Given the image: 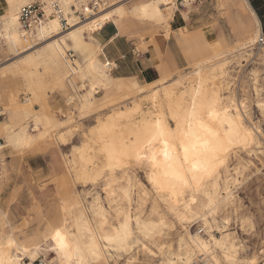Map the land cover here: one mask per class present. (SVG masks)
<instances>
[{
    "label": "snow or ice",
    "instance_id": "snow-or-ice-1",
    "mask_svg": "<svg viewBox=\"0 0 264 264\" xmlns=\"http://www.w3.org/2000/svg\"><path fill=\"white\" fill-rule=\"evenodd\" d=\"M180 2L186 9L185 19L190 20L189 13L199 8V0ZM21 6L14 3V0H8V8L11 11L4 17V23L9 32V47L13 43L20 44L12 33L19 31L20 17L16 9ZM43 7L48 9L50 5L44 4ZM148 8L153 9L151 14L147 11ZM175 10L176 5L173 4L169 16H164L157 14L160 9L156 6L145 5L143 16L138 18L151 20L159 26L163 35L168 27L171 12ZM41 24L42 35L62 28L55 20L42 21ZM99 25L100 21H97L95 25H89V30ZM258 40H264V32L257 34L253 22L248 43ZM68 47L76 51L77 58L79 55L84 57L83 63L77 67L70 63V55L64 57L57 53V66L63 65V69L55 79V89L66 93V102L71 105V94L77 88L88 90L91 83L94 91L97 80L107 79L113 65L110 59L107 64L97 63L98 49L95 45L90 48L84 46L78 32L72 33ZM63 48L64 46H61V49ZM16 50L19 51V47ZM32 93L36 97L33 104L38 103L43 108L44 99L35 89ZM148 94L154 96L157 90L153 89ZM197 96H200L199 92ZM12 100L15 102V96ZM5 103L9 107L12 106L8 101ZM23 107L28 109L26 103ZM260 108L264 110V103L260 104ZM77 111L83 117L90 109L87 104H78ZM230 111L228 108L219 107L214 97H205L199 101L192 99L190 107L170 102L169 106L163 109L162 116L154 115L152 119L143 121L135 140L121 141L119 144L115 140L109 142L105 135H110L108 125L93 129V132L101 133L98 143L102 166L95 162L94 157H81L73 183L96 185L106 181L104 191L111 197L118 195L113 185H119L120 199L113 201L123 206V211L120 207L114 209L119 219L114 218L113 224L104 228L103 224H107V212L101 209L97 213L103 222L98 229L99 235L90 229L69 233L59 225H52L50 231L40 238L36 235H18L22 230L13 226L7 215L0 214V264H210V261H214V264H264V253H258L259 259L250 253L241 255L243 245L238 244V241L243 240L241 232L259 231L260 238L264 240V203L260 205V216L254 219V212L250 215L242 211L245 201L241 197L239 204L237 203L238 197L232 187L233 184L242 185V173L245 178L256 174V168L249 171L243 165L238 166L232 159L233 155L239 156L241 149L252 155L258 143L260 160L264 162V125L260 129L259 137H256L255 129L249 131L245 128V113L240 111L239 105L231 115ZM25 115H33V110L29 109ZM35 118L38 123L44 120L49 127L56 124L61 128L58 135L62 140L72 134L79 125L77 120H67L61 124L44 113L35 114ZM4 135L5 139L0 142V147L14 148L17 151L30 148L35 139L9 135L7 126ZM133 167L150 173L148 179L151 189L143 184L140 187L144 189V196L154 194L155 200L165 205L164 212L159 211L156 203L151 201H135L131 181L129 187L124 188L120 177L128 175V170ZM225 172L230 178L228 183L223 181ZM259 174L264 178V168L259 169ZM134 204L136 215L133 218L131 206ZM234 214L236 230L228 229V241L223 237L215 241V250L223 253L222 258L217 251H210L211 244L200 241L199 233L188 238L182 236L178 250L174 246L175 238L171 234L178 228L186 230L189 223L195 224L200 220L204 221V227L207 228L210 224L209 217L219 219L221 216L223 224L229 225ZM177 221L180 222L179 225ZM223 230L221 228V231ZM83 231H87V236L83 235ZM168 239L173 240V246H168ZM48 253H53L54 256H49Z\"/></svg>",
    "mask_w": 264,
    "mask_h": 264
},
{
    "label": "bare ground",
    "instance_id": "bare-ground-1",
    "mask_svg": "<svg viewBox=\"0 0 264 264\" xmlns=\"http://www.w3.org/2000/svg\"><path fill=\"white\" fill-rule=\"evenodd\" d=\"M52 1L53 0H41V3L43 5H50ZM59 1L64 6L66 12L71 13L70 7L73 1ZM114 1L116 3H112V5H110L108 8L100 9L99 12L93 15H88L83 21L79 20V18L72 13L69 17L71 26L66 30L61 28L60 30L54 31L50 34L42 35L40 33L41 27H39L33 40H30L24 36L22 25L19 19V31L12 33V35L19 40L20 44L17 45L13 43V45L9 47L7 40L9 32L6 30L4 17L10 14L11 9L8 8V0H4L7 8L5 13L0 16V40H3L8 46V49L16 56H20L25 53L28 54L14 61L8 66L1 67L0 65V88L4 87L7 90L11 89L12 87L25 88L28 91L30 98L27 100H20L17 88L7 92L8 103L9 105H12L11 107L7 106V108L9 107L11 109L10 118L12 120V124H5L2 126V123H0V126L3 128V132L0 133L3 139H5L4 129L5 126H7V132L9 135L35 138L33 140L32 146L30 147L31 149L32 147L39 145L41 142H50L49 144L53 143L60 148L61 146L68 145V141L70 140L69 138L82 130V124L80 123L81 120L93 117L94 124L91 126L88 125V130H82L80 132L83 140L82 144L73 146L70 155H63L65 171L74 181L77 175V164L80 162L81 157H94L95 162L97 164H101L102 166V163L99 160L100 145L98 143L101 133L99 131L93 132V129H98L102 125H108L110 135L108 133L105 135L109 139V142L115 140V142L119 144L121 141L135 140L136 133L140 131L143 121L146 119H152L154 115L162 116L163 109H166L170 102H172L174 105L180 103L190 107V102L192 99L199 101L205 97H214L219 107L228 108L231 110L229 115H231V112H235L237 105H239L240 111L245 113L243 117L245 128H247L249 131L255 129L256 131L254 135L259 137L261 126L255 124L251 119L248 111L249 106L247 105L246 100H239L236 97L235 90H233L230 86V82H227L226 80V77L229 75L228 66L231 62H229L228 58L226 59L222 57V55L224 56L225 53L217 54L216 52H213L214 50L212 44L210 41L206 40L202 32H193L188 28H181L176 34L177 42L181 45L188 62V67L185 69L181 70L177 67L175 69H168V66L162 64L159 67L160 78L156 81L145 84H139L137 81L132 80V78L114 77L108 72L107 79L97 80L94 91L92 90L91 83L88 90L81 88L79 91L80 93L86 91V93L83 95L79 96V93L77 94L76 89L71 94L73 97L72 104L69 105L66 101L65 104L69 108L72 105L77 107L78 104H87L90 111L83 117H81L78 112V128L63 140L58 135V133L61 132V128L57 127L56 124H53L51 127H49L47 122L44 120H41L38 123L34 113L35 104H33V100L36 99V97L33 96L32 90L35 89L39 95H42L45 87L43 83L40 84V79L37 80L39 78L37 72L42 68L44 75L52 74L51 80L53 82V86H55V79L59 72L63 69V65H60L59 67L57 66V53L64 57H67V53L69 51H74L76 53L73 48L68 47L73 32L79 33L80 41L84 46L89 48L92 45L96 46L98 49L96 54L97 63L103 62L107 64L109 60L106 59L105 61H102L99 59V56H101V54L104 55L105 52L103 53V47H101V45L95 40L93 36L95 32L100 31L109 23H112L113 25L119 27V29H122V24L126 19L130 21L137 20L141 24L144 23L145 25L159 28V26L154 24L151 20L138 18V16H143L145 5L156 6L158 9H160L157 14H162L164 16H169V10L173 4L176 5V10H178L177 0H146L144 2L135 3L129 10L124 8L122 5L128 0ZM228 1L233 5H237L242 11L245 9L250 12L251 33L253 29V22H255L256 33L260 34L262 32L261 21L256 12L252 9L248 0ZM33 2H35V0H14V3H18L22 6L29 5ZM21 7L16 9L18 15ZM147 11L151 14L153 9L148 8ZM175 11L171 12L170 19L168 20V27L165 30V35L167 38H169L171 35L170 22L173 19ZM104 17H108V19L105 20ZM53 20L58 21L59 24H61L56 18H50L48 21ZM97 21H100L99 27L89 30V25H95ZM81 29H84V31L81 32ZM250 36L251 34L245 39V41H238L236 49L241 53L236 55V57H238V59H244L245 57L254 58L255 56H258L264 60V47H258L257 52H255L256 49L254 48L256 45H258L260 40L248 43ZM246 43L247 46H245ZM61 46H64V48L61 49ZM17 47H19V51L16 50ZM79 58L82 62H77V60H74L70 61V63L79 67L83 63L84 57L83 55H79ZM233 58H235V56ZM167 64H169V61H167ZM25 75L27 76V80H25ZM252 76H254V91L255 95L257 96V105L259 108L257 106L256 107L261 110L262 115L264 116V110L260 108V104L264 103V95L263 90L258 86L259 72L256 70L253 71ZM153 89L157 90V94L150 96L148 93ZM100 92H103V96L98 98L97 95H99ZM197 92L200 93V96H197ZM165 93H178L179 95L171 96L165 95ZM13 96H15V102L12 100ZM25 103L28 105V109L23 107ZM29 109L33 110V115L31 116L25 115ZM3 112H6V110ZM2 114L3 113L0 112V116ZM170 117L171 113H169V118ZM52 118L53 120L60 121L56 117ZM30 119H32L33 126L35 127L34 131L29 130ZM67 120H75V118L73 116H69L63 121H60V123L62 124ZM35 131L38 132L34 133ZM3 149L4 147H0V151ZM259 150V144L257 143L253 149L252 155L244 152L243 149H241V153H244L246 156L251 158ZM241 153L239 156L233 155V157L236 158L238 166L243 165L249 170L254 164L252 161H245L244 158H242ZM138 170L145 174L148 186L138 180L136 174ZM61 172L63 173V171ZM149 175L150 173H146L143 169L133 167L132 169L128 170V175L121 176L120 179L123 182L124 188H128L129 181H131V188L134 192L133 199L135 201L138 202L141 199L145 201H151L156 203L157 209L159 211L164 212L165 205H163L162 202H157L155 200L154 194H150L148 196L143 195L144 189L140 187L141 184H143L146 188L151 189L148 179ZM244 178L245 176L242 173L241 179L243 182ZM229 179L230 178L228 177L227 172H225V176L223 177L224 183H228ZM78 183L80 182L74 183L75 187ZM105 183L107 182L104 181V184ZM113 187L118 193L116 197H111L109 193H106L103 186V194L105 195L104 199H102L99 194H96L93 196L91 201L86 202L79 193L77 195L74 193L73 197H70L69 200L66 199V202L61 205V208L57 212V216L54 217L53 220L47 221L45 229H37V232H35L34 235L43 238V234L49 232L50 226L52 225H59L65 228L69 233H76L78 230L90 229L96 231V234L99 235L98 229L101 227L103 222L97 213L101 209L107 212V224H103V227L107 228L109 225L113 224L114 218L117 220L119 219L114 209L120 207L121 211H123V206L121 204L113 203L114 200L118 201L120 199V186L113 185ZM232 187L235 189L237 185L233 184ZM109 205H111V207H109ZM135 208V204L131 206L133 218L136 215ZM234 216L235 214L233 215L232 221L234 220ZM209 220L210 224L207 228L204 227L203 220H200L195 224L189 223L186 230L180 228V232H178L177 237V250L179 249V239L182 236L188 238L199 233L200 241L211 244L212 249H210V251H217L219 256L222 258L223 253L219 250H215V241L221 237H223L225 241H228V229L230 224L224 225L222 216L219 219L209 217ZM134 222L135 221L133 219V223ZM179 223L180 222L177 221L178 225ZM197 225H200L202 228H204L203 231H201L202 228H200L199 232H193V228ZM221 228L224 230L221 231ZM215 231L218 233L217 235L214 234ZM204 232H206V234L201 235ZM87 234V231H83L84 236H87ZM233 239H235V237H233ZM238 244L243 245V247H241V255L246 254L247 250L245 248V244L242 241H238ZM168 246L171 247L173 245L168 243ZM229 247H231L230 244ZM258 253H264V250ZM258 253H253L251 256L257 257V259H259ZM210 264H214V261H210Z\"/></svg>",
    "mask_w": 264,
    "mask_h": 264
},
{
    "label": "rangeland",
    "instance_id": "rangeland-1",
    "mask_svg": "<svg viewBox=\"0 0 264 264\" xmlns=\"http://www.w3.org/2000/svg\"><path fill=\"white\" fill-rule=\"evenodd\" d=\"M100 1L102 4L101 9L108 8L110 5H112V3H116L114 0ZM144 1L146 0H128L122 5L124 8L129 10L135 3ZM253 5L260 7V10H257L259 16L264 15V0L253 2ZM177 9L184 12V14L186 12L183 3H181L180 0H177ZM189 16L192 19L193 25L188 29L193 32H202L206 40L210 41L212 44L214 50L213 52H216L217 54L225 53L224 56L222 55V57L226 59L228 58L229 62H231L228 66L229 75L226 77V80L227 82H230V86L233 90H235L236 97L239 100H246L247 105L249 106L248 111L253 122L262 127V125H264V116L262 115L261 110L258 109L257 96L255 95L254 91L255 81L254 76L252 75L253 71L255 70L259 72L258 86L263 90L264 95V60L258 56L254 57L256 59L253 57L238 59V57H236V55L241 53L236 49L238 41H245V39L251 34L250 12L245 9L242 11L237 5H233L228 0H199V8L195 12H190ZM261 20L263 21L262 28L264 32L263 17ZM122 29H127L129 31L132 29H138L140 35L142 34L143 37H146L147 35L153 37V35L161 32L160 28H154L152 26L145 25L144 23L141 24L137 20L130 21L128 19L123 22ZM258 47L260 46L256 45L254 47L256 49L255 52L258 51ZM178 49L183 65L180 68L182 70L188 67V62L180 44H178ZM69 52L67 53V56H69V54H73L74 59L77 60V62H82L80 58H77V55L74 51ZM26 54L28 53L16 56L8 49V46L5 44V42L0 40L1 67L8 66ZM234 56L235 58H233ZM99 59L102 61L106 60L103 59V54L99 56ZM115 70L116 69L109 71V73H111L114 77H116L114 74ZM37 74L39 76L37 80H41L40 84L43 83L46 91L44 90L43 94L40 95L45 101L43 108L40 104H35L34 113H47L52 117H56L60 121H63L69 116H73L75 120L79 121L77 107L73 105L70 106V108L67 107L65 104L67 94L55 89V86H53V82L51 80L52 74L44 75L42 68L38 70ZM132 80L139 83L137 78H132ZM45 81L48 83L46 84ZM15 88L18 89L20 100H27L30 98V95L25 88L12 87L11 89L7 90L4 87H1L0 111L6 110L4 113H7L5 116L0 118V122H3L2 126L5 124H12V120L10 118L11 109L9 107L7 108L5 102L8 101L7 92L10 90H15ZM80 90L81 88H77L79 95L86 93V91L80 93ZM102 96L103 92H100V94L97 95L98 98H101ZM73 113H75V115H73ZM29 122V130L34 131L35 127L33 126L32 119H30ZM80 123L82 124V130L86 131L88 130V125L91 126L94 124V119L91 117L81 120ZM82 130H80V132ZM2 132L3 128L0 126V133ZM37 132L38 131H35L34 133ZM80 132L75 133L69 138L70 140L68 141V145L61 146L60 148L53 143L49 144L50 142H41L39 145L32 147L33 150L31 148H26L21 151H17L13 148H4L2 151H0V208H3L6 211H0V214L7 215L9 217L10 223L22 230V232L18 233V235L23 236L24 234H27L31 236L35 234V232H32L37 227L41 230L45 229L47 221L53 220L54 217L57 216V212L61 208V205L66 202V199L69 200L70 197H73L74 193H76V195L79 193L80 196L85 199V202L91 201L93 196L96 194H99L102 199L105 198V195L103 194L104 181L99 182L95 186H85L82 183H78L75 187L71 176H68L67 172L65 171L63 155H70L73 146L82 144L83 140ZM3 141L4 139L0 134V142ZM259 152L260 150L251 158L246 156V154L241 153V156L245 161L253 162L254 165L250 167L249 171H251L252 168H256V174L244 178L243 184L237 186L234 189L238 197L237 203L239 204V198L241 197L245 201L242 206V211L247 212L250 215L254 212V219L260 216V205L264 203V196H262V191H264V178H262L259 174V169L264 168V162H261ZM232 159L237 164L236 158L232 157ZM12 160L14 165H16L18 162L17 165L19 166H17V174L20 176V183L18 182L20 186L17 187H12L14 179L12 182V179L10 178L11 172L9 170L10 168L8 161L11 162ZM22 166H25L30 171L31 177H27V175L24 174ZM11 168L16 172V169L13 165ZM61 171H63V173ZM136 174L138 180L148 186L145 174L140 170H138ZM48 186H54L56 188L55 192L52 195L48 191L42 194V192L46 191ZM9 187L13 188L11 193H9ZM24 188H27L26 194L24 192L25 190L23 191ZM21 193H23L22 197ZM6 198H10L9 201ZM18 203L22 204L24 207L31 206L26 211V213H24L26 214V217L20 220H18L17 214H15L17 218L14 217L9 209H12L14 205L16 207L19 206ZM41 204L43 205L41 206ZM32 215H35L37 218H41L40 220H37L38 222L40 221L39 223H41L42 220L46 218L47 219L44 220L41 225H32L31 223L33 220L30 217ZM236 227L237 224L234 218L229 229L235 231ZM200 228H202L200 225L195 226L193 228V232H199ZM178 232H180V228H178L175 233L171 234L175 238L174 246L176 248ZM205 234L206 232L202 233L201 235ZM214 234L217 235L218 233L215 231ZM240 235L243 236L242 242L245 244L247 253H250V255L264 250V240L260 238L259 231L255 233L241 232ZM167 243L173 245V240L168 239ZM47 255L54 256L53 253H48Z\"/></svg>",
    "mask_w": 264,
    "mask_h": 264
},
{
    "label": "crops",
    "instance_id": "crops-1",
    "mask_svg": "<svg viewBox=\"0 0 264 264\" xmlns=\"http://www.w3.org/2000/svg\"><path fill=\"white\" fill-rule=\"evenodd\" d=\"M248 1L252 9L258 15L257 10H260V7L254 6L253 2H257L259 0ZM35 2L40 3L41 0H35ZM6 8L7 6L4 0H0V14L3 15L6 11ZM258 17L262 24L263 21L261 19L262 17L264 19V15H258ZM192 25V19L186 20L185 14L182 11H179L178 9L175 11L173 19L170 22L171 35L169 38L166 37L165 32L163 35L160 32L158 34L153 35V37L150 35L143 37L142 34L140 35L138 29H132L130 31L127 29H119V27L113 25L112 23L107 24L100 31L95 32L93 36L100 45H103V53L105 52L103 55V59H110L111 62L116 65V70L114 71L116 77L137 78L140 84H145L151 83L160 78L159 67L162 64L168 66V69H175L176 67L180 69L183 66L175 34H177L179 29L189 28L192 27ZM141 57H143V59ZM167 61H169V64H167ZM0 112L3 113L0 118L6 115L3 111ZM0 123L3 124V122ZM8 164L10 168L9 170L11 172L10 178L12 179V182L14 179L12 187L20 186V176L17 174V168L19 167L17 165L18 162L16 163V165H14L12 160L11 162L8 161ZM12 165L16 169V172L12 170ZM22 168L24 174L27 175V177H31L30 171L25 166H22ZM9 188V193H11L13 188ZM55 189L56 188L54 186H48L46 188V191L42 192V194L48 191L52 195L55 192ZM23 191L26 194L27 188H24ZM23 193H21V197ZM6 199L9 201L10 198ZM18 204L19 206L16 207L14 205L12 209H9L10 212H12L13 216L16 217L15 214H17L18 220H20L26 217V214L24 213H26V211L31 206L24 207L22 204ZM42 205L43 204H41V206ZM0 211L6 212L3 208H0ZM30 217L33 220V222L31 223L32 225H41V223H43L44 220L47 219L46 218L42 220L41 223H39L40 221L38 222L37 220H40L41 218H37L35 215H32ZM37 229L38 227L32 233L36 232Z\"/></svg>",
    "mask_w": 264,
    "mask_h": 264
},
{
    "label": "built area",
    "instance_id": "built-area-1",
    "mask_svg": "<svg viewBox=\"0 0 264 264\" xmlns=\"http://www.w3.org/2000/svg\"><path fill=\"white\" fill-rule=\"evenodd\" d=\"M70 7L71 13H67L64 6L59 0H53L50 3V8L45 9L43 4L33 2L29 5L22 6L19 10L20 23L25 37L33 40L39 27L42 26V21H48L50 18L58 19L62 25V29L66 30L71 25L69 23L70 16L73 13L83 21L88 15H93L100 11L102 4L100 0H72ZM26 33V35H25ZM258 46H264V40H260ZM70 53V52H69ZM74 61V55L69 54ZM110 71L116 69V65Z\"/></svg>",
    "mask_w": 264,
    "mask_h": 264
}]
</instances>
